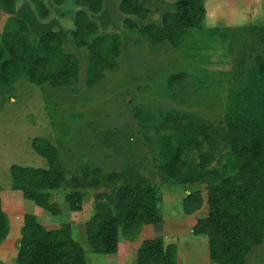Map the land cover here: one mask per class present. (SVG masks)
I'll return each instance as SVG.
<instances>
[{"label":"rangeland","instance_id":"obj_1","mask_svg":"<svg viewBox=\"0 0 264 264\" xmlns=\"http://www.w3.org/2000/svg\"><path fill=\"white\" fill-rule=\"evenodd\" d=\"M120 1L101 0L96 13L75 0H65L61 5L52 0H13L12 14L0 9V34L13 20L22 22L31 36L60 33L61 50L79 64L73 85L53 88L31 84L21 77L12 91L0 96L2 210L10 227L14 222L19 227V218L25 212L37 216L41 224L47 218L57 225L70 223L72 237L82 246L87 264H136V251L146 239L176 245L175 264H211L207 238L192 234L196 221L206 215L207 189L204 184L178 186L162 174L158 140L163 129L158 114L179 111L193 115L210 129L223 127L226 104L245 87L256 58L264 59V0H202V27L188 31L176 46L169 39L153 46L142 33L146 25H162L163 18L175 11L174 0H140L148 11L143 21L122 14ZM38 2L44 5L45 16L39 13ZM80 10L87 12L96 28L95 34L85 39L75 35V14ZM102 40L110 51L117 48L114 68L106 69L103 79L88 88V48L95 44L99 47ZM256 79L264 84L259 75ZM142 121L144 124H140ZM36 138L49 141L57 149L65 171L66 181L50 192L59 216L36 207L11 188V166L48 168L47 161L31 146ZM201 140L203 151L211 150L208 141L204 137ZM211 151L204 171L229 170L227 148L220 139ZM187 158L196 164L201 162L198 151ZM97 169L105 175L137 174L157 189L160 199L162 222L142 226L132 240L120 234L119 250L113 255L93 253L86 240V225L98 205H107L106 196L112 191L95 174ZM85 179L97 183L93 187L78 186ZM73 190L82 194L81 209L74 213L64 201ZM195 191L203 204L193 214H185L183 202ZM19 228L10 229L0 243L3 263H11L16 257ZM5 251L8 254L4 255ZM245 264H264V238L251 250Z\"/></svg>","mask_w":264,"mask_h":264},{"label":"trees","instance_id":"obj_2","mask_svg":"<svg viewBox=\"0 0 264 264\" xmlns=\"http://www.w3.org/2000/svg\"><path fill=\"white\" fill-rule=\"evenodd\" d=\"M61 5L65 0H52ZM77 5L96 13L101 0H75ZM175 11L167 14L162 25H146L142 33L151 45L169 39L176 46L192 29L202 27L205 9L202 0H174ZM38 11L46 15L41 2ZM0 9L14 12L13 0H0ZM119 10L127 16L143 21L148 11L140 0H121ZM75 35L85 39L94 35L96 28L86 11L75 14ZM60 33L40 32L31 36L19 20L12 21L0 34V96L12 91L21 77L31 84H48L53 88L70 86L77 82L79 64L76 58L61 50ZM104 42V40H102ZM89 46L85 83L88 88L97 85L106 69H113L117 48L109 50L106 43ZM264 59L257 57L255 69L248 73L245 87L232 95L226 104L223 127L210 129L193 115L179 111L160 112L163 134L158 140L162 159L161 172L172 184L190 187L204 184L206 215L196 221L193 236L207 238L211 264H245L251 250L264 238ZM140 124H144L142 121ZM208 141L211 150L217 141L227 148L229 170L205 172L211 150H204L201 140ZM33 150L47 161V169L13 165L10 168L11 188L18 190L24 200L32 202L53 216L61 214L50 201V192L66 181L57 149L47 140L36 138ZM198 151L201 162L188 161ZM226 166H223L225 168ZM95 174L112 188L107 205H98L85 228L86 240L95 254L113 255L118 250L119 235L132 240L142 226L162 222L157 189L130 172ZM76 181V180H73ZM77 185V182H75ZM96 180L85 179L78 186L93 187ZM82 186V187H83ZM81 193L73 190L64 201L71 212L81 209ZM199 192H191L183 202L185 214H193L202 206ZM9 232V223L0 199V243ZM176 245L161 239H146L136 251V264H175ZM0 264H87L82 246L72 237L70 223H61L54 230L45 229L35 215H23L17 254L11 263Z\"/></svg>","mask_w":264,"mask_h":264},{"label":"crops","instance_id":"obj_3","mask_svg":"<svg viewBox=\"0 0 264 264\" xmlns=\"http://www.w3.org/2000/svg\"><path fill=\"white\" fill-rule=\"evenodd\" d=\"M24 214H26V212L24 213ZM23 214V215H24ZM31 214V213H30ZM34 215V214H33ZM36 218H38L37 216H36ZM22 221L23 220V217L21 218H19V221ZM18 221V220H17ZM40 224H41V222L39 221V220H37ZM45 229H47V230H54V229H57V228H59L60 227V225H57V223H54V221H52V220H50V218H47V220L43 223V224H41ZM51 227V228H48V227ZM21 228L22 227V224L18 227V224L16 223V222H14V223H11V227H10V225H9V232L11 231L10 229H14V228ZM20 228L19 229H17V231L19 230V233H20ZM71 228H72V226H71ZM9 232H8V234H9ZM6 239V238H5ZM4 239V240H5ZM3 240V241H4ZM19 240V239H18ZM17 240V241H18ZM2 241V242H3ZM2 246V245H1ZM9 248V247H8ZM8 248H6V250H8ZM17 248H18V243H17ZM119 250V249H118ZM118 250H117V252H118ZM116 252V253H117ZM13 253V252H12ZM6 254H8L7 253V251H5V253H4V255H6Z\"/></svg>","mask_w":264,"mask_h":264}]
</instances>
